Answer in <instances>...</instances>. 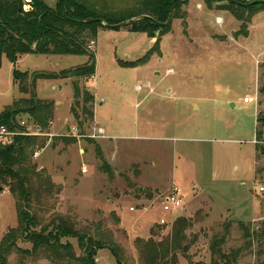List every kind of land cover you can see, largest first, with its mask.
<instances>
[{
    "label": "rangeland",
    "instance_id": "rangeland-1",
    "mask_svg": "<svg viewBox=\"0 0 264 264\" xmlns=\"http://www.w3.org/2000/svg\"><path fill=\"white\" fill-rule=\"evenodd\" d=\"M44 1L48 6L56 2ZM144 1L84 0L97 9L121 12L125 18L137 15ZM196 4L202 9L195 10ZM181 13L183 18H172L169 33L160 38L157 48H153L156 39L145 33L124 27L99 30L88 46L95 59L93 78L43 86L40 97L61 101L56 114L59 130L49 125L45 132L52 136L43 137L45 147L36 150L40 155L29 158L39 175L31 176L30 183L40 189L41 181L49 178L56 188L51 196L32 195L31 211L42 224L46 213L60 214L95 239L110 231L125 264H141L135 239L159 242L171 234L177 218L191 222L184 243L189 246L188 259L178 255L177 264H210L214 243L231 264H260L264 262V240L258 236L264 223V192L258 188L264 186V143L261 150L254 141L257 115L264 116V96L257 95L264 82V10L247 24L246 38L231 14L210 11L201 0L182 5ZM216 18L222 19L220 24ZM150 50L143 66L118 64L136 62ZM87 61L86 56L31 55L20 70L59 71ZM8 64L5 60L0 70V107L18 97L9 81ZM168 70L173 74L166 75ZM74 81L94 96L86 108L96 109V123L80 116L81 134L101 127L107 140L59 141L77 128L69 104L77 113L84 107L82 96L73 97ZM245 97H257V104H245ZM104 164L108 172L102 169ZM82 167L87 168L86 174H81ZM175 188L182 205L170 214L163 211L161 200ZM3 190L0 241L18 222L14 198L7 188ZM161 219L167 224L159 225ZM68 242L79 255L76 241ZM18 246L31 247L20 242ZM236 251L238 256L232 260ZM18 258L12 254L8 264H18ZM96 260L117 264L108 249L99 250ZM26 264L49 263L27 260Z\"/></svg>",
    "mask_w": 264,
    "mask_h": 264
},
{
    "label": "trees",
    "instance_id": "trees-1",
    "mask_svg": "<svg viewBox=\"0 0 264 264\" xmlns=\"http://www.w3.org/2000/svg\"><path fill=\"white\" fill-rule=\"evenodd\" d=\"M189 1L175 0L174 18H183L181 6ZM201 1L210 11L215 9L231 14L241 23L240 33L245 38L248 36L246 26L253 15L264 10V5L242 8L233 3L220 5L221 0ZM236 1L244 4L254 0ZM213 5H215L214 9ZM171 9L172 0H145L140 4L137 15L125 18V14L121 12L97 9L86 4L84 0H56L53 6H48L44 0H32L28 11H24L20 0H0V66L3 56L13 65L23 55L88 57L85 64L58 73L33 72L29 75L14 68L13 83L18 86L21 94H28L29 97L13 102L0 112V127L19 130L21 116H25L34 126L47 130L49 123L53 121L54 103L36 97L35 85L38 80L93 78L95 59L88 47L90 39L96 37L99 30L126 23L134 19L133 17L148 18L120 27L133 33H145L148 37L156 39L153 48H157L160 38L170 31V26L163 28L158 23L167 21ZM87 19H100L101 22L85 23ZM151 50L136 62L118 64L122 68L143 66L148 63ZM72 91L74 99L83 97L84 107L80 113H77L74 106L70 107V113L77 122L79 132L82 133L84 122L80 120V116L89 118L88 122L93 121L94 112L86 108V105L94 102V96L87 91H81L77 81L72 83ZM258 94L264 96V82L259 85ZM46 140L43 137L16 136L12 144L0 146V189L7 188L14 198L18 219L16 228L8 229L0 241V264H8V258L12 254L19 256L18 264H26L27 260L36 263L46 261L49 264H97V252L102 249H108L117 264H125L126 259L121 254L120 247L113 242L110 231L105 230L95 239L78 230L70 219L60 214L46 213L48 218L42 224L37 215L31 211L32 195L43 192L51 196V189L56 188L49 178L41 181L40 189H33L30 183L31 176L39 175L34 170L35 166H31L28 160L36 150L45 147ZM59 141L70 144L74 143L75 139L60 137ZM87 141L90 144L94 143L91 139ZM255 142L256 149L263 150L261 144L264 143V116L260 113L256 119ZM100 159L102 161L101 156ZM102 169L105 172L109 170L105 164ZM262 226L263 230L258 236L264 240V223ZM190 227L189 220L177 218L173 222L171 234L161 241L156 242L152 238L135 239L134 246L140 263L177 264L178 255L188 259L189 246L184 243L187 240L186 231ZM70 239L76 241L79 255L68 242ZM19 242L30 244V249L20 248ZM210 249L212 255L210 264H231L229 257L220 250L217 243L211 245ZM238 253L239 251H236L231 254L232 260H236Z\"/></svg>",
    "mask_w": 264,
    "mask_h": 264
},
{
    "label": "built area",
    "instance_id": "built-area-1",
    "mask_svg": "<svg viewBox=\"0 0 264 264\" xmlns=\"http://www.w3.org/2000/svg\"><path fill=\"white\" fill-rule=\"evenodd\" d=\"M22 7L24 11H28L31 6L32 0H20ZM217 23L220 24L221 20L217 19ZM93 44V42H91ZM243 102L245 104L249 103H256L257 104V97H245L243 99ZM53 122H50L49 125H52ZM20 129L19 130H8L5 127H0V146H8L12 144L14 138L16 136H25V137H51L52 135L46 134L45 130H42L38 126H34L31 121L23 119L19 122ZM77 128H71L70 134H68V137L72 138H85V139H105V132L102 128H96L95 131L92 134L84 135L81 134ZM48 135V136H47ZM254 143H256L254 141ZM40 155V151H36L34 153L35 157H38ZM81 173L86 174L87 169L85 167L81 168ZM259 193L264 192V186H260L258 188ZM162 209L164 212L173 214L175 211H177L179 208H181L182 205V198L178 195V190L175 188L172 192L169 194H166L163 196L161 200ZM130 211L133 210V208L129 209ZM159 225L163 226L167 224V221L164 219L159 220Z\"/></svg>",
    "mask_w": 264,
    "mask_h": 264
},
{
    "label": "crops",
    "instance_id": "crops-1",
    "mask_svg": "<svg viewBox=\"0 0 264 264\" xmlns=\"http://www.w3.org/2000/svg\"><path fill=\"white\" fill-rule=\"evenodd\" d=\"M194 8H195V10H201L202 8H201V6L199 5V4H196L195 6H194ZM218 18H216V20H217ZM221 19V18H220ZM222 20V19H221ZM39 56V55H38ZM42 57H61V56H58V55H41ZM31 59V55H23V56H20L18 59H17V61H16V63L13 65V64H11L4 56L2 57V60H1V66H0V70H1V68L3 67V65H4V63H5V60H7L8 62H9V64H8V66H7V70H8V73L10 74V78H9V81H10V83H11V85L12 86H14L16 89H17V93H18V97L17 98H14V99H12V101H11V103H10V105L13 103V102H15V101H17V100H19V99H22V97H23V94H21L20 93V91H19V89H18V86L16 85V84H14L13 83V80H12V71H13V69L14 68H16L17 70H19L20 72H27L28 74H31V73H33V71L31 72V70H27V71H21L20 70V68H25L26 67V65H25V63L27 62V61H29ZM86 63V62H85ZM37 64V63H36ZM34 66H36V65H34ZM38 66V65H37ZM81 66V65H80ZM77 67V66H76ZM74 68V67H73ZM64 70H67V69H64ZM60 71H63V70H59V71H45V72H49V73H58V72H60ZM35 72H42V71H40V70H36ZM170 74H173V72H172V70H168L167 71V74L166 75H170ZM66 80H69V79H64V80H62V79H55V80H38L37 82H36V85H35V93H36V96H37V98L38 99H41V100H49V101H52L53 103H54V112H53V124L52 125H54L53 126V128H52V130L53 131H57V130H59V125H58V123L60 122V120H59V118L56 116V114H57V110H59V107L61 106V101L60 100H57L56 98H53V97H50V98H48V99H46V98H43V97H40L39 96V94H43V92H44V88H43V86L45 85V84H49V83H53V84H58V86H60V83L62 84H65V83H67V81ZM61 81H65V82H61ZM60 88V87H59ZM51 90H55V87L54 86H52L51 87ZM6 106H9V105H3L2 107H0V108H2L1 110H0V112L3 110V108H5ZM70 104H69V110H70ZM96 110V109H95ZM95 110H94V118H93V122H95L96 120V112H95ZM70 115V114H69ZM71 117V116H70ZM96 123V122H95ZM96 125V127H97V124H95ZM97 128H101V127H97ZM103 129V128H102ZM104 130V129H103ZM104 132H105V130H104ZM106 136V135H105ZM100 140H107V138H105V139H100ZM86 168V167H85ZM87 169V168H86ZM81 172V171H80ZM82 174V173H81ZM83 175V174H82ZM4 191V190H3ZM2 191V192H3ZM6 191V190H5ZM9 193V192H8Z\"/></svg>",
    "mask_w": 264,
    "mask_h": 264
},
{
    "label": "water",
    "instance_id": "water-1",
    "mask_svg": "<svg viewBox=\"0 0 264 264\" xmlns=\"http://www.w3.org/2000/svg\"><path fill=\"white\" fill-rule=\"evenodd\" d=\"M229 3H233L234 5L242 7V8H250V7L255 6V5H264V0H254L252 2H248V3H244V4L240 3V2H237L236 0H221L220 5H227ZM174 9H175V0H172V9H171V12H170V14H169V16L167 18V21L165 23H158L159 26H161L163 28H166V27L171 25ZM144 18H148V17L141 16V17H138V18L131 19L128 22L122 23V24H120L118 26H107V27L108 28H116V27L123 26L124 24L130 23V22H134V21H138V20H141V19H144ZM93 22H101V20L100 19H87L85 21V23H93ZM103 25H105V24H103ZM1 191H2V189H0V192Z\"/></svg>",
    "mask_w": 264,
    "mask_h": 264
}]
</instances>
